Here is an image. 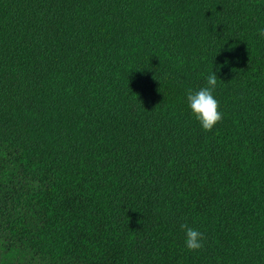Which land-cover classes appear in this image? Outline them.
Listing matches in <instances>:
<instances>
[{
	"label": "trees",
	"instance_id": "1",
	"mask_svg": "<svg viewBox=\"0 0 264 264\" xmlns=\"http://www.w3.org/2000/svg\"><path fill=\"white\" fill-rule=\"evenodd\" d=\"M262 27L264 0H0L9 252L264 264ZM210 70L222 115L205 130L185 94Z\"/></svg>",
	"mask_w": 264,
	"mask_h": 264
},
{
	"label": "clouds",
	"instance_id": "2",
	"mask_svg": "<svg viewBox=\"0 0 264 264\" xmlns=\"http://www.w3.org/2000/svg\"><path fill=\"white\" fill-rule=\"evenodd\" d=\"M259 33L264 36V27ZM219 69V67H217ZM220 80L212 70L205 78L204 86L198 89H188L185 94L187 106L191 115L199 122L202 129L208 130L221 119V112L218 110V100L213 95V90ZM184 229V246L189 249H198L202 245L203 233L196 228L181 224Z\"/></svg>",
	"mask_w": 264,
	"mask_h": 264
},
{
	"label": "rangeland",
	"instance_id": "3",
	"mask_svg": "<svg viewBox=\"0 0 264 264\" xmlns=\"http://www.w3.org/2000/svg\"><path fill=\"white\" fill-rule=\"evenodd\" d=\"M9 249L10 247L5 241L4 234L0 231V261L7 260L11 264H37V260L27 251L17 248L10 253Z\"/></svg>",
	"mask_w": 264,
	"mask_h": 264
}]
</instances>
